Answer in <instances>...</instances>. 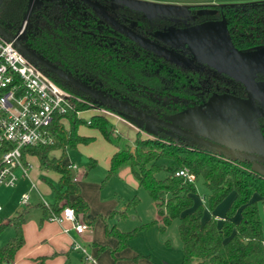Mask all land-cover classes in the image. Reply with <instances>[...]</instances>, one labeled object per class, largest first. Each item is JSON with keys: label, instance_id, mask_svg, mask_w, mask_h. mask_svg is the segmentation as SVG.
<instances>
[{"label": "trees", "instance_id": "obj_1", "mask_svg": "<svg viewBox=\"0 0 264 264\" xmlns=\"http://www.w3.org/2000/svg\"><path fill=\"white\" fill-rule=\"evenodd\" d=\"M24 4L25 0H7L3 3L1 16L6 21L18 23ZM223 7L230 9L229 12L224 11L228 18L234 15L231 9H238V30L243 36H237L245 43L241 48L246 47V42H252L253 39L248 35L251 32L249 26L264 25V4ZM57 18L55 13L40 16L35 24L36 28H32L28 35V43L37 54L65 72L84 81L94 79L112 90H121L124 82L127 86L143 85L148 91L155 92L167 81V78H156L148 67L138 62H107L101 54V48L94 50L91 44H86L81 38L72 37V32L68 33V30L62 29ZM231 22L234 23L232 18ZM231 38L233 39L232 34ZM49 77L64 89L86 98L55 76ZM81 126L96 130L105 141L112 143L109 125L104 118L92 117L90 124H87L82 119L68 117L65 124H59L58 119L54 120L51 127L55 136L54 144L22 150L23 162L26 154L35 156L41 168L55 171L60 176L57 187H52L53 203L48 207L40 204L42 220L51 214L59 215L67 206L74 210L77 221L87 220L88 204L81 197L80 188L73 181L71 171L63 164L62 158H48L51 150L64 151L65 148L74 149L77 145H89L93 138L79 135L78 128ZM6 150L8 146L0 149V158ZM161 161H167L168 164L164 165ZM94 165L95 161H92L90 167ZM250 166L251 162L176 144L164 135L141 138L137 133L131 147L117 151L111 156L104 181L127 167L138 187L144 188L155 203L157 218L129 232H121L115 226L105 227V236L117 241L111 253L129 247L138 232L156 224H160L159 230L163 232L177 220L182 254L180 264H264V233L258 206L264 208V177L252 171ZM181 168L187 169L196 180H203L208 190L205 206L194 201L197 196L195 183L174 176ZM161 171H165L167 176L158 179L156 175ZM232 193L235 194L234 200L220 224L214 217L202 220L205 207L212 212ZM61 201L64 202L59 205ZM137 204L138 199L133 198L122 211H113L109 217L117 215L124 218L125 210L134 208ZM236 215H239L237 222ZM25 222V210H20L14 217L6 220L0 217V235L8 227L14 229V237L0 248V264L11 263L23 247ZM53 256L42 257L40 260L45 261Z\"/></svg>", "mask_w": 264, "mask_h": 264}, {"label": "flooded vegetation", "instance_id": "obj_2", "mask_svg": "<svg viewBox=\"0 0 264 264\" xmlns=\"http://www.w3.org/2000/svg\"><path fill=\"white\" fill-rule=\"evenodd\" d=\"M87 1L94 4L96 9L83 0H25L18 23L6 21L0 12V28L13 38L10 42L13 43L17 50L18 48L15 46L14 41H18L21 46L27 48L31 53L57 67L37 54L28 43V35L32 28H36L35 24L39 17L48 13H55L62 29L68 30V33L72 32V37L81 38L86 44H91L94 50L101 48V54L107 62L112 60L117 63L138 62L144 64V67H148L156 78H167V81L163 83L164 85L155 92L148 91L143 85L141 87L139 85L135 87L127 86L124 82L122 87H120L121 90H112L111 88H105L94 79L80 80L57 67L84 87L123 106V109H119L108 104L100 105L99 100H95L93 97L83 93L77 87L49 72L43 66L35 65L30 55L22 53L36 69L52 82L54 81L49 75L55 76L71 89L85 95L86 98H83L54 82L59 88L81 100V103L77 106L78 109L104 110L126 124L133 126L136 129V133H145L147 136L164 135L176 144L222 154L217 150H207L208 147L205 145L195 144L193 140L166 127H162L160 122L172 123L170 118L175 115L183 112L193 113L198 108H206L209 99L215 96L248 99V91L242 83L223 72H219L214 67L203 62V58L194 53L191 40L187 38L185 33L192 30L197 31L199 30L198 28L202 29L208 23L219 21L225 25L233 50L246 51L264 47V25H253L249 26V31L251 32L248 34L249 37L253 38L251 39L252 42L249 41L250 45L249 42H246L248 45L241 48V45L245 46V43L242 38L237 36H243V33L238 30V26H240L238 9H231L234 11V15H230L228 18L224 11L229 12L230 9L223 7L224 5H261L264 4V0L244 3H190L167 0ZM5 2L7 0H0V11L1 9L3 10V3ZM122 2H136L148 6H166L178 13L173 15L154 12L146 13L131 9L123 5ZM231 18L234 21L233 24H231ZM204 30L209 34H218L215 31H210V29ZM129 35L142 37L148 40L149 43L176 54L179 58V63H174L148 48L141 47ZM0 37L2 36L0 35ZM182 60L191 62L186 63ZM254 81L256 83H264V71L257 72L254 76ZM260 98L264 100V96ZM254 104L264 112V105H261V102L256 97H254ZM257 125L264 144V116L257 118ZM234 149L239 151L238 147Z\"/></svg>", "mask_w": 264, "mask_h": 264}, {"label": "rangeland", "instance_id": "obj_3", "mask_svg": "<svg viewBox=\"0 0 264 264\" xmlns=\"http://www.w3.org/2000/svg\"><path fill=\"white\" fill-rule=\"evenodd\" d=\"M173 2H226V3H244L256 0H167ZM203 29H210L218 34H198L197 37H189L194 53L203 58V60L212 62L216 65L230 67L233 69L241 68L244 70L264 71V47H257L246 51L230 50L229 42L224 35L225 25L223 22H213L206 24ZM223 33V34H222ZM195 113H198L196 111ZM84 115L89 117L91 114ZM108 123V128L111 134L112 143H107L101 135L94 129L86 126L78 128V133L81 136L91 137L93 141L88 146H83L80 149H62L51 150L48 153L49 159H60L64 165L73 164L76 166L74 170L76 177L80 179L81 184L85 189L86 203L88 204L87 221L94 224L99 223L101 226L103 240L108 239L105 236V227L111 228L115 226L121 232H129L140 226L150 223L157 218L155 203L151 200L146 190L138 185H134L128 175H123L120 172L105 180L107 177L108 167L106 161L110 153L128 149L134 144L136 129L133 126H128L124 123L109 120L104 118ZM227 122V121H226ZM139 137L146 138L144 133H138ZM113 151V152H112ZM63 156V157H62ZM91 160H95V166L90 167ZM167 165V161H161ZM31 167L28 169L26 176H19L14 189H0V205L3 210L0 217L10 218L13 214H17L19 208L29 212L27 220L26 238L28 247L34 246L35 232L41 226L39 223V215L41 210L34 207L37 204L49 206L54 199V191L52 187H57L58 174L55 171L41 168L38 159L35 157L30 161ZM250 169L255 172L252 168ZM257 173V172H256ZM86 174V176H85ZM85 176V177H84ZM167 176L165 171L159 172L156 177L163 179ZM84 178V179H83ZM197 188V196L194 201L197 203L198 198L206 200L208 190L203 184V180L198 178L195 182ZM25 193L30 197V204L33 207L26 208L25 205L19 206V196ZM133 198L138 199V204L132 208L125 210L126 216L119 218L117 215L109 217L113 211H122L120 207L125 208L126 204ZM234 196H227L212 212L208 208H204L202 220H208L214 217L217 221L224 218L229 206L232 204ZM61 201L59 205L63 204ZM195 203V204H196ZM116 205L119 208H116ZM205 206L206 203L203 202ZM259 206V215L264 233V208ZM106 213V214H105ZM11 215V216H10ZM27 215V214H26ZM6 218V219H8ZM85 222V221H81ZM68 224V225H66ZM66 225V226H65ZM158 225V226H157ZM150 226L149 228L138 232L132 240L131 245L133 250H137L148 258L153 264H180L181 243L178 237V221H173L163 232L159 230L160 224ZM44 226V225H43ZM71 225L67 222L63 223L64 228H69ZM14 237L13 227H8L0 235V248L6 245L9 240ZM25 241V240H24ZM43 241V239H42ZM41 241V242H42ZM40 243V240H39ZM79 243V242H78ZM25 244V242H24ZM108 250V249H105ZM23 250L22 252H24ZM100 255V254H99ZM97 252L94 254V259L98 258ZM109 255V253H108ZM110 256V255H109ZM25 258V257H24ZM20 256L18 259H24ZM79 255L71 253L69 261L66 264H83ZM40 264V262H38Z\"/></svg>", "mask_w": 264, "mask_h": 264}, {"label": "built area", "instance_id": "obj_4", "mask_svg": "<svg viewBox=\"0 0 264 264\" xmlns=\"http://www.w3.org/2000/svg\"><path fill=\"white\" fill-rule=\"evenodd\" d=\"M79 103V98L59 88L36 69L12 42L0 37V149L8 146L0 158V187L14 188L18 180L17 171L26 176L28 165L23 162L24 148L54 144L51 127L55 119L59 120V124H65L68 117L82 119L87 124L92 117L121 120L104 110L78 109ZM87 113L91 115L84 117ZM68 168L73 173V181L77 182L76 166L71 164ZM174 176L189 183L196 181V177L185 168L177 170ZM199 201L203 204L205 199L202 197ZM28 202V195L22 194L21 204L27 205ZM47 220L58 224L69 223L71 226L64 228V233L70 230L78 235L93 232L89 223L77 221L74 210L69 206L64 207L59 215L51 214ZM73 248L83 254L88 264L95 263L85 247L74 243Z\"/></svg>", "mask_w": 264, "mask_h": 264}, {"label": "water", "instance_id": "obj_5", "mask_svg": "<svg viewBox=\"0 0 264 264\" xmlns=\"http://www.w3.org/2000/svg\"><path fill=\"white\" fill-rule=\"evenodd\" d=\"M83 1L96 9L94 4L88 2L87 0ZM122 4L131 9L146 13L154 12L166 15L178 13L166 6H148L136 2H122ZM198 29L199 30L197 31L192 30L191 32H186L185 34L187 35V38L190 40L189 37L191 36L197 37L198 34L202 33L209 34L206 33L203 28ZM0 35L7 41L13 40V38L7 35L1 28ZM224 35H226L228 39L229 49L231 50L232 45L229 41L226 29ZM129 36L141 47L148 48L174 63H179V58L176 54L159 48L158 46L149 43L148 40H145L142 37L136 35ZM14 44L21 53L30 55L35 65H41L49 72L65 79L68 83L74 85L83 93L93 97L95 100H99L100 105L108 104L119 109H123V106L116 104L113 101L106 99L84 87L57 67L34 55L27 48L21 46L18 41H14ZM182 61L186 63L191 62L186 60ZM203 62L242 83L248 91V99H239L229 96H215L209 99L206 104V108H198V113H195V111L193 113L183 112L170 118L172 123L160 122L161 126L193 140L195 144L205 145L208 147L207 150H217L232 159H240L242 161L251 162L253 169L254 166H263L264 144L258 131L257 118L264 116V112L260 107L254 104V97H256L261 102V105H264V100L260 98L261 96H264V83H256L254 81L255 74L260 71H248L241 69L240 67L233 69L230 67L216 65L205 60H203ZM235 147H238L239 151L235 150ZM255 172L257 171L255 170ZM257 173L264 177L263 174L259 172ZM72 176L73 173L71 174V177Z\"/></svg>", "mask_w": 264, "mask_h": 264}, {"label": "crops", "instance_id": "obj_6", "mask_svg": "<svg viewBox=\"0 0 264 264\" xmlns=\"http://www.w3.org/2000/svg\"><path fill=\"white\" fill-rule=\"evenodd\" d=\"M113 120H115V119H113ZM115 121L126 124L122 120H115ZM126 125H128V124H126ZM107 143H109V142H107ZM82 147H83V145H77V147L75 149H80ZM114 153H112V154L110 153V155L106 161L107 167H109L110 158ZM34 158H35V156H31V155L25 156V163H27L28 169L31 167L30 161ZM92 161H95V160H91L90 164L92 163ZM95 163H96V161H95ZM63 164H64V162H63ZM69 165H71V164H67V165L65 164V166H67V167ZM122 169H120L117 173H119L122 170V172H120V173L123 175H128L129 179L132 180L133 184L137 185V182L133 179L132 175L130 174V170L127 167H124ZM254 169L257 172L264 175V165L263 166H254ZM16 174H17L18 178H19V176H24L20 171H17ZM85 176H86V174H85ZM59 177L60 176L58 174L57 183L59 181ZM76 183L80 188L81 197L86 201L87 198L85 196V189H84V186L81 184L80 179H78V181ZM1 188L2 189H14L15 187L14 188L0 187V189ZM22 194H25V193H21L19 196V206H22V204H21ZM232 195L235 197L234 193H232ZM53 201H54V199H53ZM197 203H200L199 198H198ZM49 204H51V203H49ZM49 204H47V205H49ZM25 207L26 208L33 207L30 204V197H29V202L27 205H25ZM34 207H36L37 210L38 209L41 210L40 204H37ZM116 208H119V206L116 205ZM120 208H121V210H123L122 209L123 207H120ZM2 210H3V208L1 206V212H2ZM20 210H24V209L19 208L17 210V212H19ZM29 213H30V210H29V212H27V210H26V214H27L26 215V222L28 220L27 218L29 216ZM14 216H15V214H13L10 218H12ZM6 218H8V217H4L3 219L6 220ZM223 219L224 218L219 220L218 223L220 224ZM238 220H239V215H236L235 221L237 222ZM26 222L23 225V237H25V238H26V232H27L26 226L28 225ZM85 222L89 223L91 225V227L93 228V232L91 234L78 235L72 230L68 231L67 233H64V232H61V230H60L61 228H63V223L58 224L56 222L48 221L47 219L42 220V210H41V215H39V223H40L41 227L38 230H36V232H35V236H34L35 239L33 240L34 246L27 248L28 242L26 239H24L25 244L17 253L15 259L11 263H8V264H38V262H40V264H66L69 261V255H71V253H74V252L79 255V257H80L79 259L83 264H88L85 261L83 254L80 251H77L73 248L74 243H77V244L85 247L86 250L93 257H94L95 252H97V255L100 254L98 256V258L95 259L94 264H153L150 261L145 260L146 257L143 256L142 254H140L139 251L133 250L132 245H131L132 241L130 242L129 247L112 254L111 251L115 249V247L117 245V241L114 238H108V239L103 240L102 231H100L101 226L98 227V225H100V224L99 223L94 224L93 222H90L87 220H85ZM66 225H68V224H66ZM59 226L61 228H59ZM42 239H43V241H42ZM39 240H40V243H39ZM105 249H108V250H105ZM23 250H25V251L22 252ZM108 253L110 256L108 255ZM52 255H54V256L51 259H47L45 261L40 260V258H42V257H50ZM20 256H22L23 258L25 257V258L22 260H19L18 258ZM147 257L148 258H146V259H149L150 256H147Z\"/></svg>", "mask_w": 264, "mask_h": 264}]
</instances>
